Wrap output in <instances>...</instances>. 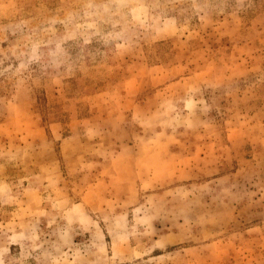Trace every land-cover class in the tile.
Wrapping results in <instances>:
<instances>
[{
  "label": "rangeland",
  "instance_id": "1",
  "mask_svg": "<svg viewBox=\"0 0 264 264\" xmlns=\"http://www.w3.org/2000/svg\"><path fill=\"white\" fill-rule=\"evenodd\" d=\"M0 264H264V0H0Z\"/></svg>",
  "mask_w": 264,
  "mask_h": 264
}]
</instances>
